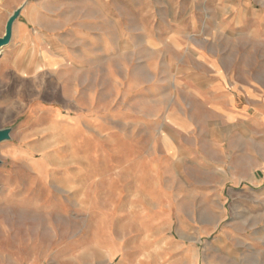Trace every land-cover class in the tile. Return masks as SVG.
Masks as SVG:
<instances>
[{"label":"rangeland","instance_id":"obj_1","mask_svg":"<svg viewBox=\"0 0 264 264\" xmlns=\"http://www.w3.org/2000/svg\"><path fill=\"white\" fill-rule=\"evenodd\" d=\"M18 1L0 8L2 36L22 7L0 52V264H264V0L227 21L202 0L116 19ZM84 7L94 61L34 71L18 22L49 48Z\"/></svg>","mask_w":264,"mask_h":264},{"label":"crops","instance_id":"obj_2","mask_svg":"<svg viewBox=\"0 0 264 264\" xmlns=\"http://www.w3.org/2000/svg\"><path fill=\"white\" fill-rule=\"evenodd\" d=\"M53 0H39L38 2H34L31 5L33 9L36 10V6H43L46 4L51 3ZM67 3L73 4L74 0H65ZM205 7L208 8V12L206 19H212L213 17H218L221 21L231 20V18L235 19H245L248 13H250V0H202ZM22 0H19L17 3L20 4ZM79 4L84 6H100V8L105 9L106 15L109 19H116L118 15L124 14H131L135 15L136 13H140L141 9L145 6L148 7L151 4V0H80ZM6 5V0H0V8L1 6ZM193 10V5L198 6L199 0H191L188 4ZM41 8V7H40ZM28 11V10H27ZM87 7L81 8L76 13L78 25L71 29L72 35L68 38L61 34L53 35V39L49 38L52 41V46L49 48H45L44 45H37L35 42L31 41L29 38H32L33 35L38 37L39 35H43L42 29L37 28L34 29V33L29 36L30 34L28 31V25L20 22L16 25V27L20 29H25V37L26 41L24 45L20 48L24 54L32 53L33 50L40 49L36 53L42 55L44 59H39L32 65V69L40 70L43 68H49L54 71H59L61 69H71V68H82L86 67L88 61H94L95 58V50H88L87 44L94 38V36H90L88 38L85 28L86 22L88 20L94 21H101L102 16H94L88 17L87 16ZM188 14V12H187ZM192 14V13H191ZM252 16L254 15V19L264 20V6L262 5L261 9L258 12H252ZM33 16H37L36 18L39 20L42 19H52L55 21L61 20L59 13L57 12H50L44 9L38 10V12L31 13ZM181 15V14H180ZM181 16H177L175 13V19H179ZM23 18L28 20L26 11L24 10ZM68 38V39H67ZM35 39V38H33ZM62 39L64 41H62ZM90 39V40H89Z\"/></svg>","mask_w":264,"mask_h":264},{"label":"water","instance_id":"obj_3","mask_svg":"<svg viewBox=\"0 0 264 264\" xmlns=\"http://www.w3.org/2000/svg\"><path fill=\"white\" fill-rule=\"evenodd\" d=\"M21 11H22V7L17 8L13 12V14H11L10 17L8 18L5 27V33L2 36H0V52L5 46L11 43L14 32V24L19 18ZM11 131H12L11 128L0 129V143L11 139Z\"/></svg>","mask_w":264,"mask_h":264}]
</instances>
